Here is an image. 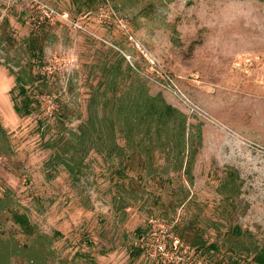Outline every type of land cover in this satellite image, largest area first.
<instances>
[{"label":"rangeland","instance_id":"374dc122","mask_svg":"<svg viewBox=\"0 0 264 264\" xmlns=\"http://www.w3.org/2000/svg\"><path fill=\"white\" fill-rule=\"evenodd\" d=\"M27 63L35 102L19 115L14 71ZM127 64L186 115L193 141L199 134L189 178L120 177L95 147L80 152L81 171L55 159L93 107L97 133L83 149L104 137L103 101L128 86ZM227 164L242 178L234 207L217 190ZM234 225L251 237L232 235ZM196 233L216 248L191 246ZM157 237L166 263L152 250ZM0 244V264H254L248 248L264 245V0H107L81 11L70 0H0Z\"/></svg>","mask_w":264,"mask_h":264},{"label":"trees","instance_id":"16d2710c","mask_svg":"<svg viewBox=\"0 0 264 264\" xmlns=\"http://www.w3.org/2000/svg\"><path fill=\"white\" fill-rule=\"evenodd\" d=\"M70 1L78 11H81L96 10L107 0ZM26 44L31 55L42 51L34 37H28ZM116 66L113 62L104 63L101 73L108 77L110 73H116ZM126 70L131 77L128 86L120 87L118 94L113 90L109 101H103L109 106L105 115L108 120L105 123L104 137L98 138L96 143L88 141L87 147L83 149V142L91 139L93 131L97 133L94 123L99 118L93 107L86 120L78 125V131L71 133L70 142L64 143L63 151H56L55 159L62 163L68 171H81L80 152L95 147L109 156L110 161L114 159L111 163L112 171L120 177L127 175L128 171H182L189 178L198 151L197 145L200 143L199 134H196L197 140L193 141V132L186 129V115L166 102L160 93H149L137 68L127 64ZM14 72L16 95H20L21 98L19 101L14 100L12 106L19 115L28 114L34 108L35 99L30 95L27 84L32 82L37 74L33 73L30 63ZM100 82L106 86L109 84L107 79ZM13 89H10V92ZM91 100H95V94L92 95ZM69 147L72 151H69ZM222 171L217 190L227 204L234 207L236 206L234 199L242 185V178L233 165H224ZM10 216L22 231L28 234L34 233V225L24 212L11 210ZM135 231L141 235L143 231L145 232V228L137 227ZM230 233L237 237L244 234L251 237L249 231L245 233L237 225L230 228ZM196 234L188 238L191 246L216 248V243L207 244L200 234ZM140 251L139 245H132L130 254L138 256ZM248 252L251 254L250 263L264 264V245H253L248 248ZM6 255L7 249L2 250L0 247V263L6 260Z\"/></svg>","mask_w":264,"mask_h":264},{"label":"built area","instance_id":"2783aa9c","mask_svg":"<svg viewBox=\"0 0 264 264\" xmlns=\"http://www.w3.org/2000/svg\"><path fill=\"white\" fill-rule=\"evenodd\" d=\"M61 14L64 17L67 16L66 12H62ZM175 246H176V243H175ZM165 249H166L165 245L160 242L159 238L158 237L155 238L154 243L152 244V250H154V252L157 253L156 257L158 256V261L160 259V263L162 262L166 263L167 262L166 260L171 257L170 251L168 249H167L168 251H166Z\"/></svg>","mask_w":264,"mask_h":264}]
</instances>
